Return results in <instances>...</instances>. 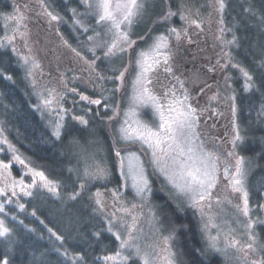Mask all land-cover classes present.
<instances>
[{"label":"snow or ice","instance_id":"snow-or-ice-1","mask_svg":"<svg viewBox=\"0 0 264 264\" xmlns=\"http://www.w3.org/2000/svg\"><path fill=\"white\" fill-rule=\"evenodd\" d=\"M42 2V0H41ZM82 3L88 9L87 14L90 15L96 23V26L103 31H96L91 26H85L80 19H75L77 12L72 9V15L74 17V26L84 32H93V35L87 36V51L93 55L92 60H88L82 56L75 48H72L73 53L77 58L83 61L85 65V71L88 72L89 78H95L99 81L105 79L118 81L117 88L113 91L119 90L124 87V80L126 74L130 68H135V76L132 80V94L128 97L129 108L124 113V119L119 122L117 127L112 132L111 149L117 161L119 175L122 178L121 189L131 188L138 197L144 198L151 194V180L149 178V170L145 166V160L142 156H149L148 164L150 165L152 173L159 174L164 177L168 184L172 185L178 196L184 197L190 202L192 207L199 209L202 214L204 209L212 208V201L214 198L213 190L217 188L220 182L221 175L227 179L228 185L233 193L242 194V203L234 205V208L240 216L244 218V223L241 225L243 229V237L246 238L245 243H241L240 239L235 236L224 238V248H219L217 245L220 241L219 233L215 237H211V247L216 251L227 253L228 249H234L237 253L241 254L237 259L242 260V264H264V242L258 232L259 228H264V203H254L250 205L249 194L245 188L246 170L244 167L245 158L238 156L235 151L228 152L226 158L221 162V158L215 152L208 149L205 142L200 138V133L197 131L199 126L198 109L190 102V97L187 93V89L184 88L183 81L179 80V77L173 76V78L180 85L181 95H176V89L171 88L164 92L162 95L156 94V92L150 87L153 83L151 74L161 65H164V71L171 73L172 66L170 61L172 60V49L170 46L169 36L174 35L176 40L181 38V31L176 28L167 29L168 35L161 33L158 36L153 37V42L146 49H140L136 52L135 60L131 58V52L134 46L137 44L136 40L131 38L133 27L138 24L147 14L149 8L152 6V0H82ZM23 8H27V5H23ZM213 11L220 14L219 24L221 27L218 29L219 35L216 39L220 40L225 48L229 46H238V38L232 29H228V32H232V39L226 40L224 38L225 28L223 27V13L226 8V0H213L211 4ZM180 19L188 22L190 25H196L200 28L201 24L198 20L190 18L192 9L188 8L183 2L179 5ZM250 14H255L254 10L249 7L246 9ZM196 13L199 14V9H196ZM46 15L51 17V20H59L60 17L52 15L51 12H46ZM177 12L172 10L171 3H167V8L164 14L158 17L159 21L167 22L173 16H176ZM5 22L12 21L15 23L13 34L11 36H5L0 38V46H6L11 44L16 36L19 35L22 38H27L26 31H20L21 26L26 29L24 20L25 14L21 11V6H15L13 14L5 15L3 17ZM262 24H264V15L259 17ZM185 36L186 32L183 33ZM107 37V38H105ZM139 39H143L140 37ZM64 43L71 48V45L65 40ZM100 50L102 57L105 61L114 57L129 55L128 63L122 70L112 69L110 71L119 72L116 76L105 77L96 66V61L102 57L97 56L96 52ZM13 51H16L13 48ZM29 51H31L29 49ZM222 58L226 63L220 65L221 69H225L231 64L233 68L239 69L244 77V88L246 91H250L257 88L256 81L253 75L246 69L241 67L240 64H232V54L230 51H224L222 49ZM31 60V69L28 71V75L32 76L33 70L39 68V64L34 58L24 56L23 61L28 64ZM219 64V61H217ZM258 67L264 68V59H262ZM11 79V77H7ZM228 79V77H226ZM49 98L42 99L41 103L44 107L51 109L53 102L59 103V99L63 97L56 93L55 89H47ZM69 91L75 93L76 89H69ZM218 96V94H217ZM217 96H213L210 99L215 100ZM228 100L234 101L235 96L227 97ZM81 100H88L90 104L100 105L101 100H92L87 96L81 95ZM151 107L153 110L154 118L157 120L155 127L151 126L147 122L138 118V109L143 107ZM39 107V105H37ZM105 109H111L113 115L107 117L109 123L116 121L120 116L119 105H110L104 103ZM233 114H235V107L232 108ZM81 125H88V120L84 117H74ZM64 131L63 116L57 113V121L53 125V134L59 139ZM3 134V128H0V136ZM243 137L240 135L239 128H234V135L231 141L233 149L236 148L237 143L242 141ZM3 144L8 145L9 149L13 152L16 151L14 146L9 144L7 139H3ZM72 148H83L80 141L76 137H72L69 141ZM138 144L141 151L132 152L129 150V145ZM93 160L92 164H85L82 173L78 169H69L70 172H76L78 178L83 177V183L77 185V189L70 193H67V199L63 201V207L61 211H67L72 213V209L68 207V204L76 201L81 197L82 193L86 190L87 182L97 179H105L109 175V169L107 165L97 161L94 154H89V157ZM228 158H232L231 160ZM13 159L19 162V164L27 166L25 160L21 159L19 155H14ZM9 165L0 162V169H8ZM29 171L33 177L31 184H24L23 180H14L8 176H5L3 172H0V194L7 195L6 189H11V195L16 196V189L19 187L20 192H23L27 196H32L33 188L47 189L48 193L60 199V191L58 182L49 180L43 171H37L29 167ZM41 182L37 185V179ZM113 195V204L119 202L123 204L124 201L120 199L122 192L117 189L111 190ZM94 202L96 208L94 211H103L106 207L104 201L101 199V193L97 191L94 194ZM231 204V200L227 196L223 198V201L219 196L215 197V203L217 206L222 205L224 202ZM9 203L11 199L9 198ZM21 209L24 205H19ZM137 207L142 205H132V208L122 207L121 212L131 216V222L124 220V217H117L116 212L111 213V219L105 217L107 221V231L113 233L116 240L119 242V250L114 255H106L102 259L104 261H116L119 259L123 264H128L133 256L138 257L142 264H152L150 260L151 253L145 249H142L139 243L141 237L136 235L139 223L138 217L133 215V211ZM4 211V204L0 203V212ZM35 215V212H33ZM153 219H155V213H152ZM119 219L123 221L126 228V235L121 236L120 232H113V222ZM215 217H209V220H213ZM71 222V216L69 217ZM212 227H218L212 224ZM209 228L208 224H205V229ZM52 232L51 229H49ZM235 231V229H233ZM11 232V229L5 226L3 220H0V237H7ZM52 235L57 240L63 241L64 237L52 232ZM95 236H99L100 233H94ZM173 237L170 235L164 237L165 247L162 251L165 255L160 256L159 259L162 264H177L176 254L171 251V245L169 241ZM148 247H151L149 245ZM59 251V249H57ZM124 252H128V255H124ZM63 256L68 258L74 264H87L85 256L82 253L69 254L67 249L62 253ZM255 256L256 258H252ZM0 264H9L7 258L0 260Z\"/></svg>","mask_w":264,"mask_h":264},{"label":"rangeland","instance_id":"rangeland-1","mask_svg":"<svg viewBox=\"0 0 264 264\" xmlns=\"http://www.w3.org/2000/svg\"><path fill=\"white\" fill-rule=\"evenodd\" d=\"M228 1L229 0H226V8ZM11 2V11L5 15L13 14L14 7L21 6V11L24 12L26 17V19L24 20V24L27 27L25 29L23 26H21L20 31H26L27 38L25 39L17 35L16 39L11 44L0 46V48L4 50L9 49L16 55L26 78L33 86L34 93L37 96L36 108L41 116L45 119L46 123L52 131L53 125L57 121V113H60L63 116L64 124V120L66 119V117H69L71 114L82 115V111L85 110L84 114L88 115V113L90 114L93 110L96 111L98 109L100 105H93L90 104L88 100H81V95L87 96L92 100L99 99L101 100V103L103 98L113 96L115 98L113 102H115L111 105L118 104L120 107V116L117 117L116 121L112 123L108 122V125L104 128V130L106 131V138L104 135L102 136V133L100 131L97 132V128H94V135L92 134V137L89 136L84 141L79 140L83 151H81L80 148H72L71 146L69 147V154L72 158L71 169H78L82 173L85 164L90 165L93 163V160L91 158H88L89 154H94L95 159L107 165L109 169V175L107 178L88 181L86 190L83 192V194L87 195L93 202L95 199L94 194L97 191L101 193V199L104 201L106 207L103 211H99V213L104 217V219L105 217L111 219V213L116 212L117 217H124V220H127L130 223L131 216L121 212L120 209L122 207L131 209L133 204L138 206L142 205V207H137L132 214L138 217L139 223L137 225L138 231L136 235L141 237L139 243L141 244L142 249H145L151 253L150 260H152V264H162V261L159 259V257L165 255V253L162 251V249L165 247L164 237H168L170 235L173 237L169 241L171 245V251L176 254L177 264H183L182 257L179 255V252L177 250L175 241L176 237L174 233L165 226L163 220L161 219L162 217L159 214L155 201L153 200L154 188L158 190V185L155 184L156 182L154 180L161 179L160 183L162 184V186L165 185L164 183H166V186L163 188V190H166L163 192L159 191L161 192V194L169 195V197H171L174 202L178 204V207L182 209V211L185 209L194 210V213H196L195 221L199 226V229L203 235L204 241L207 244L209 251L222 257L224 264H242V260L237 259V257L241 254L237 253L234 249H228L227 253L225 254L224 252L216 251L211 247V237L217 236L218 233L220 241L217 246L219 248H224L225 236H228L229 238L235 236L237 239L241 240L242 244L246 242V238L242 235L243 229L241 228V225L244 223V218L240 216L234 208L235 204L242 203V194L233 193L230 187H227L226 184L224 191L220 187H217L213 190L214 198L212 201V208L208 209L206 207L202 214L199 209L192 207L190 202L187 201L184 197L178 196V194H176L175 192V189L172 187V185L168 184L164 177L160 176L159 174L154 175L151 171L150 165L148 164L149 156H142V159L145 160V166L149 170V178L151 180L152 188L151 194H146L144 198H141L138 197L130 187L127 189L120 188L122 184V178L119 175L117 161L111 149V138L112 132L117 127H119V122L125 118L124 113L129 108L128 97L132 94V80L134 79L136 69L134 67L130 68L129 72L125 76L124 87L119 90L113 91L117 88V84L119 83L118 81L105 79L101 82L94 77L89 78L88 72L85 71V65L83 61L77 58L72 51V48H75L78 52L81 53L82 56L86 57L88 60H92L93 55L87 51V36L93 35L92 31L84 33L79 28V26H74L73 15L71 21L62 18L60 13L56 12L50 6L47 0H42V2L41 0H11ZM160 2L161 0H152V6L148 10L149 13L147 12L145 17L133 27L131 38L133 40H136L137 44L134 46V49L131 52V58L134 61L137 51H139L140 49H146L150 44H152L153 37L158 36L161 33L168 35L167 29L173 27L180 30L181 38L179 40H176L174 35L169 36L170 46L173 54L172 60L170 61L172 72H165L164 65L161 64L155 70V72L151 74L153 83L150 86L158 95H162L169 89L175 88L177 90L176 95L180 96V85L175 82L173 78V76L180 78L177 72V63L184 60L185 63L188 62L190 65H192L196 59L201 58L202 60L204 58L202 56V52L206 50L205 42H210L211 44H213L214 48L218 50L214 58L210 57L212 58V62L209 67L212 72L211 74H213V78L210 83L214 84L213 93L215 96H217V94L219 97L222 96V98H225V100H227V97L229 96H235V100L231 101L233 106L235 107V114L232 117L234 120V122L232 123L233 128L231 127V130L225 131V134L229 135V141H227V143L230 142V146H232L231 141L233 139L235 127L239 128L240 135L243 137V133L239 125L236 96L240 92L239 82L241 83L242 89L245 90L244 77L242 76L239 69L233 68L231 64H229V66L225 69H221L220 67V65L226 63L225 59L222 58V49L224 51H230L231 48L235 47L229 46V48H225L221 41L216 39V36L219 35L218 29L221 27V25L219 24L220 14L213 11V8L211 7L213 0H165V2L161 4ZM168 2L171 3L172 10L177 12V15L173 16L167 22L159 21L154 24L153 21H157L158 17L162 16L166 11ZM181 2H183L188 8L192 9L190 18L200 21V28H197L196 25H190L188 22L180 19L179 5ZM79 3L82 7L79 9H75L77 12V16L75 17V19H80L85 24V26H91L96 31L102 32L103 30L96 26L95 20L87 14L88 9H86L84 4L82 3V0H79ZM23 5H27V8H23ZM226 8L223 13V27L225 28L224 38L226 40H231L232 32L227 31L230 28L228 27V20L225 14L227 10ZM196 9H199V14L196 13ZM46 12H51L52 15L59 16L60 19L51 20V17L46 15ZM5 15L2 16L3 33L0 38L11 36L13 34V29L15 28L14 22H5V20L3 19ZM151 17V22H148L147 20ZM65 24L69 27L71 33L76 32L77 36L75 38H71L69 34H66L64 30ZM139 24H141L140 26L143 25V27L146 28L143 33H136ZM184 32L187 33L186 36L183 34ZM54 36L61 39L57 41V45L55 47L51 46L52 41L50 40V38H54ZM140 37H143V39H139ZM65 40L69 45H71V48L64 43ZM13 48H15L16 51H13ZM51 48L55 50L58 48L57 51L54 50L56 55L49 54V49ZM29 49L31 51H29ZM208 52L209 54H212V51ZM47 54L49 56H47ZM190 54L193 55V58L191 59L192 61H190V59L187 60V57H189ZM96 55L102 57V52L100 50H97ZM24 56L34 58L35 61L39 64V68L33 70L32 76L28 75V71L29 69H31V60L28 64H25L23 61ZM128 60V54L111 58L108 61H105L102 57L100 60L96 61V66L97 69L105 77L116 76L118 75L116 72H110L109 74L105 73L108 71L107 68L122 70L128 63ZM117 61L119 62V64L117 63ZM217 61H219V64L217 63ZM237 63V61L232 59V64ZM240 65L241 67L245 68L242 64ZM169 75H171V79L169 78V82H167L164 80V78ZM226 77H228V79H226ZM184 88L187 89V93L190 97L192 94L188 84L186 86L184 85ZM47 89H55L56 93H59L63 97V99H59V97H57L59 103H56V101H54L51 109L44 107L41 103L42 99L49 98L48 92L46 91ZM69 89H76L77 91L73 93L69 91ZM88 92H95L94 95L97 96L91 97L88 95ZM37 105H39V107H37ZM204 106L206 107V105ZM106 110H109L110 116L113 115L111 109ZM137 111L139 113L138 118L140 120L147 122L153 127L156 126L157 120L154 118L153 110L150 106L140 108ZM198 111L204 112L208 111V109H198ZM95 115L96 114L89 117L95 118ZM202 116H204L203 113ZM84 119L88 120L87 117H84ZM199 123L201 124L200 120ZM200 124L197 128V131L200 133V138L205 142V145L208 147V149L214 152L215 150L210 145L211 143L209 144L207 143V141L214 143L215 139L213 141H210L212 139V135L203 133L204 129ZM225 126H227L226 123ZM3 139H7L4 133L2 134V136H0V162L8 164L9 167L6 170L0 169V172H3L5 176H8L17 181L22 179L24 184H31L33 181V177L31 175V172L29 171V167L37 171L41 170L32 166L27 161V159L18 152L17 148L10 141H8L9 144L14 146V148L16 149L15 152L11 151L8 145L3 144ZM243 140L244 137L242 141H239L237 143L235 149V151H237L236 153L242 157L243 155L241 154V148L243 145ZM128 148L132 152L139 153L141 151L138 144L129 145ZM227 149L228 147L225 146V150ZM14 155H19L21 159H24L27 166L21 165L19 164V162L14 160ZM244 167L246 170L245 188L248 192L247 182L250 174V168L249 162L246 159ZM72 173L78 184L85 182L82 176L78 178L76 172ZM36 179L37 185H39L41 182L38 178ZM0 186H2V184H0ZM112 189H117L122 192L120 199L124 201L123 204H120L119 202L113 204V195L111 192ZM6 191L7 195L0 194V203L4 204V211L0 212V220L4 221L6 227H8L9 220H18L20 215L24 213L26 201L29 200V198L38 193H48L47 189L40 187L32 189V196H27L23 192H20L19 187H17L16 189V196L11 195L12 190L10 188L6 189ZM216 196H219L222 201L223 198L227 196L228 199L231 200V204H228L225 201L222 205L217 206L215 203ZM9 198L11 199L10 203L8 202ZM21 204L24 205L23 209L19 207V205ZM94 206H96L95 202ZM153 212L155 213V219H153L152 217ZM209 217H215V219L210 221ZM105 222L107 228L106 219ZM205 224L209 225V228L207 230L205 229ZM212 224H215L218 227H212ZM113 225V232H120L122 237L126 235V228L123 224V221L116 219L114 220ZM233 229H235V231H233ZM111 234L113 235V233ZM149 245H151V247H148ZM123 254L128 255L129 253L124 252ZM252 258L256 257L253 256ZM133 259L138 260L140 264H142V261L138 257L133 256L131 260ZM102 263L123 264V262L119 259H117L116 261H104L102 259Z\"/></svg>","mask_w":264,"mask_h":264},{"label":"trees","instance_id":"trees-1","mask_svg":"<svg viewBox=\"0 0 264 264\" xmlns=\"http://www.w3.org/2000/svg\"><path fill=\"white\" fill-rule=\"evenodd\" d=\"M47 2L69 21L72 18L71 10L82 7L79 0ZM163 2L165 0H161L160 4ZM249 7L255 14L246 11ZM11 8V0H0V36L3 33L2 16L9 13ZM226 9L228 27L238 38V46L230 50L232 57L253 75L257 85L256 89L245 91L239 82L240 92L236 96L239 125L244 137L241 154L249 162L247 189L252 205L264 203V68L258 67L264 59V24L259 19L264 15V0H229ZM151 19L147 21L151 22ZM140 25L136 33L146 30ZM64 30L71 38L77 36L76 32L71 33L66 24ZM107 69L105 73L113 72ZM94 94L88 92L91 97L97 96ZM113 100V96L103 98L98 109L88 115L83 110L82 115L66 117L64 131L57 139L36 108L37 96L16 55L9 49L0 48V128L32 166L60 184L61 196L57 199L48 193H38L26 201L25 211L19 219L8 222L10 234L0 237V260L7 258L9 264H74L62 255L67 249L70 255L82 253L87 264H103L104 256L118 250L119 242L106 230L104 217L99 211H94L96 206L87 195L82 193L76 201L68 204L72 213L61 211L67 193L78 190V182L69 171L72 165L69 141L72 137L83 141L92 137L94 128L106 138L104 128L108 125L110 112L103 105H111L115 102ZM94 114L95 118L89 117ZM74 117H87L88 126L81 125ZM160 180H154L158 190L154 188L153 200L165 226L176 237L183 264H224L222 257L209 251L195 221L194 210L182 211L169 195L161 194L159 191L166 190H163L166 183L162 186ZM49 229L63 236L64 240H57ZM97 232L100 233L98 237L94 235ZM258 232L264 242V228H259ZM128 264L140 262L133 259Z\"/></svg>","mask_w":264,"mask_h":264},{"label":"flooded vegetation","instance_id":"flooded-vegetation-1","mask_svg":"<svg viewBox=\"0 0 264 264\" xmlns=\"http://www.w3.org/2000/svg\"><path fill=\"white\" fill-rule=\"evenodd\" d=\"M59 39V37H51V46L55 47ZM212 45L213 44H211L210 42H205L206 50L202 52V56L204 57L202 60L201 58L196 59L192 65H190L188 62L185 63L184 60L178 62L177 72L180 76L179 80L183 81V84L185 86L188 84V86L190 87L191 94L193 95L190 96V102L192 104L195 103L193 104V106L201 110L208 109V111L204 112L198 111L199 120L201 121V124H199L202 125V128L204 129L203 133L212 135V139L210 141H213L215 139L214 143L209 141H207V143H211L210 145L215 150L214 152H216V154L220 156L221 162H223V160L226 158V154L228 152H233V150L235 151L236 149H233V147L230 146V142L227 143V141H229V135L225 134L226 130H231L233 128L232 123L234 122V120L232 117L234 114L232 111L233 104L228 99L225 100V98H222V96H217V99L215 100L210 99V95L211 97L215 95L213 93L214 84L210 83V81H212L213 74H211L212 72L209 66L212 62V58L216 56V53L218 51L214 48V45ZM57 49H49V54L56 55L54 50L57 51ZM208 51H212V54H209ZM47 56L49 55L47 54ZM192 58L193 55L190 54L189 57H187V60L190 59V61H192ZM169 78L171 79V75L166 76L164 80L169 82ZM174 81L177 82L175 79ZM204 105H206V107ZM202 113L204 114V116H202ZM225 123L227 126H225ZM225 146L228 147L229 150H225ZM236 152L237 151H235V153ZM228 159L231 160L232 158ZM225 184L228 185V181L221 175L220 182L218 183L217 187H220L224 191Z\"/></svg>","mask_w":264,"mask_h":264}]
</instances>
